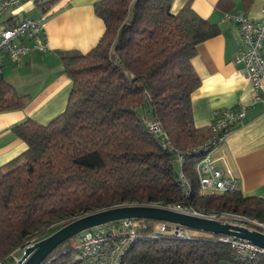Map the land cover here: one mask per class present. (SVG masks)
Instances as JSON below:
<instances>
[{"label": "trees", "instance_id": "16d2710c", "mask_svg": "<svg viewBox=\"0 0 264 264\" xmlns=\"http://www.w3.org/2000/svg\"><path fill=\"white\" fill-rule=\"evenodd\" d=\"M248 10L254 0H243ZM175 0H102L95 13L105 24L87 54L62 52L72 82L65 111L48 125L29 119L13 128L28 149L0 169V261L54 226L126 205L183 204L264 223V199L240 191L201 195L197 149L212 128H196L192 95L201 86L192 61L198 47L220 32L190 5ZM42 8L44 5H39ZM29 102L0 80V113ZM159 122L169 142L149 125ZM190 194L176 178L177 158ZM130 247L122 264H221L235 261L220 236L152 237L154 222ZM78 238V237H77ZM42 264H84L72 239ZM254 264H264L258 255Z\"/></svg>", "mask_w": 264, "mask_h": 264}, {"label": "crops", "instance_id": "0c3cea01", "mask_svg": "<svg viewBox=\"0 0 264 264\" xmlns=\"http://www.w3.org/2000/svg\"><path fill=\"white\" fill-rule=\"evenodd\" d=\"M102 0H42V8L34 0L25 1L17 10L0 17V28L29 18L46 15L44 30L46 52L33 51L19 63L2 58L0 80L15 88L29 102L22 110L0 113V169L24 154L28 147L13 128L29 119L48 125L62 114L68 104L72 82L65 74L62 52L89 53L105 33V24L95 13ZM190 5L201 18L217 25L220 32L198 47L192 65L201 86L192 95V113L196 128L210 127L217 111L243 106L246 118L229 135L226 143L214 151L218 167L228 164L240 180V192L247 197L264 199V104L255 102L254 88L235 63L243 50L236 23L228 14H244L261 20L264 0H254L247 10L243 0H175L173 13ZM22 253V252H19ZM221 264H237L224 261Z\"/></svg>", "mask_w": 264, "mask_h": 264}, {"label": "built area", "instance_id": "2783aa9c", "mask_svg": "<svg viewBox=\"0 0 264 264\" xmlns=\"http://www.w3.org/2000/svg\"><path fill=\"white\" fill-rule=\"evenodd\" d=\"M25 1L27 0H0V17L9 10H17ZM34 1L42 5V0ZM227 17L236 23V29L244 47L237 55L235 63L244 65V72L254 88L255 102L264 104V9L261 20L251 19L244 14H228ZM45 19L46 15L38 20L25 18L15 25L0 28V70L4 56L10 57L14 63H19L33 51L46 52L48 50L44 30ZM245 118L246 109L243 106L229 107L214 114L211 125L212 135L197 149L202 154V158L195 166L201 195H223L240 191V180L236 171L228 164L218 167L213 153L226 143L229 135L244 122ZM149 130L156 137L162 138L164 143L169 142L168 135L159 122L151 123ZM183 162L184 157L179 153L176 162L179 175L177 180L184 189L185 197H188L190 183L183 173ZM142 206L165 209L209 221L231 223L264 234L263 222L239 215L204 212L185 207L183 204ZM144 221L146 220L124 219L81 233L78 235L77 244L80 258L86 264H122L128 250L140 236V230L145 228ZM156 223L152 230V237L174 236L179 239L191 237V230L183 226L165 222ZM219 241L230 246L237 264H254L258 255H264L263 249L246 240L220 236ZM27 246H30L29 243L10 253L0 261V264H20ZM19 252H22L21 256L17 255Z\"/></svg>", "mask_w": 264, "mask_h": 264}, {"label": "water", "instance_id": "95a60500", "mask_svg": "<svg viewBox=\"0 0 264 264\" xmlns=\"http://www.w3.org/2000/svg\"><path fill=\"white\" fill-rule=\"evenodd\" d=\"M176 178H179L178 173H176ZM124 219H139L176 224L192 231H201L215 236H229L246 240L252 245L264 250V234L250 230L247 227L231 223L209 221L165 209L142 205H129L96 212L74 220L38 243L27 246L24 249L20 264H42L66 241L77 237L87 230Z\"/></svg>", "mask_w": 264, "mask_h": 264}, {"label": "rangeland", "instance_id": "374dc122", "mask_svg": "<svg viewBox=\"0 0 264 264\" xmlns=\"http://www.w3.org/2000/svg\"><path fill=\"white\" fill-rule=\"evenodd\" d=\"M152 222H154V224L153 225H155V224H157L156 223V221H152ZM64 227V226H63ZM62 228V226H54L53 228H51V230H50V233H49V235L48 236H50V235H52V234H54L55 232H57L58 230H60ZM193 232H195V233H198V234H207V235H210V234H208V233H205V232H199V231H193ZM47 236V237H48ZM47 237H45V238H47ZM78 237V236H77ZM77 237H75V238H73L72 239V243L75 245V246H77V244H78V238ZM45 238H43V239H45ZM43 239H39V238H33V239H31L30 241H28L27 243H29V245H33V244H36V243H38L39 241H41V240H43ZM18 256H21L22 255V253H18L17 254ZM84 264H86V262H84Z\"/></svg>", "mask_w": 264, "mask_h": 264}]
</instances>
